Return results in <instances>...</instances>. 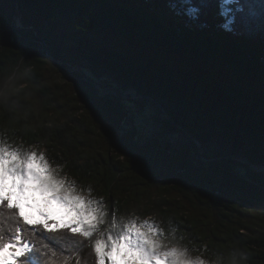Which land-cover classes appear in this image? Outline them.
Here are the masks:
<instances>
[{
  "label": "trees",
  "instance_id": "16d2710c",
  "mask_svg": "<svg viewBox=\"0 0 264 264\" xmlns=\"http://www.w3.org/2000/svg\"><path fill=\"white\" fill-rule=\"evenodd\" d=\"M5 2L14 9L0 4V137L43 152L62 178L102 199L104 232L115 230V209L117 223L152 221L162 243L189 256L264 264V173L234 158L201 162L195 142L194 153L161 145L163 135L141 144L123 100L95 88L110 79L157 99L167 133L181 132L177 124L194 135L206 160L264 166V0H246L233 31L222 27V7L232 6L221 0H201L194 20L177 14L180 0ZM80 262L97 264L94 252Z\"/></svg>",
  "mask_w": 264,
  "mask_h": 264
},
{
  "label": "snow or ice",
  "instance_id": "6c2138e0",
  "mask_svg": "<svg viewBox=\"0 0 264 264\" xmlns=\"http://www.w3.org/2000/svg\"><path fill=\"white\" fill-rule=\"evenodd\" d=\"M180 2L186 7L178 15L199 18L201 0ZM221 4L232 6L226 11L222 7L220 14L226 17L222 27L233 31L244 18L246 0H221ZM36 193L41 197L51 193L50 199L74 218L53 219L38 207ZM108 215L102 199L79 194L75 183L61 178L43 153L0 137V264H69L72 256L63 255L68 251L65 245H71L76 264H81L86 248L94 252L97 264H205L200 257H190L187 248L162 243L163 229L152 221L134 217L117 223L115 209L111 220L115 230L102 231L100 225Z\"/></svg>",
  "mask_w": 264,
  "mask_h": 264
},
{
  "label": "rangeland",
  "instance_id": "374dc122",
  "mask_svg": "<svg viewBox=\"0 0 264 264\" xmlns=\"http://www.w3.org/2000/svg\"><path fill=\"white\" fill-rule=\"evenodd\" d=\"M5 1L6 0H0V4L1 3L5 4V7H7V10L12 12L14 9L13 3L12 5H10L9 3H6ZM16 9L18 11V8ZM19 17L20 16L18 15V18L16 20V28L21 29L23 28V25H21ZM77 69L78 67H76L75 70ZM95 88L98 91L99 95H103V96L108 95L110 97H116L120 100H123V102L127 106L126 109H129L128 111L129 122L127 125L137 135V139L139 140L141 144L149 142L151 139H153L154 137H157L158 135H163L162 137H160V139L158 138L161 142V145H166V143L168 142V143H171L172 146H176V147L182 146V147L188 148L191 151V153L192 152L194 153V149L192 145L193 140H191L182 131L174 132V133H167L164 127L165 126L164 122H163L164 119H166L164 113L162 112V110H160V108H158L154 104H151V102H149L145 98L138 96L134 91L128 90L123 93V91L119 89V85L115 84V82H113L110 79L101 80V82H98L97 84H95ZM198 144H199L198 141H196L197 146ZM204 152H205V148L203 147L201 151L202 158H199L198 153L196 156V158L201 162L205 161V158L203 157ZM253 167L256 170L264 169V166L253 165ZM56 171H57V174L61 177L60 170H56ZM256 173H259V172H256ZM75 186L79 194L88 196L92 199H97L94 195H88L85 192L81 191L80 190L81 186H79L78 184H76ZM50 197H51V193H46L43 197H41L39 193H36L37 201H39L38 207L48 212L53 219L63 218L65 220H72L74 218L75 216L74 213H72L71 215H68L64 206L60 205L57 201L51 200ZM107 206L108 205L104 203V207L106 208ZM33 215L34 216L36 215L35 211L33 212ZM190 257L192 258L200 257L203 260L209 261V264H211V262L214 261L213 258H211V255L196 254Z\"/></svg>",
  "mask_w": 264,
  "mask_h": 264
},
{
  "label": "water",
  "instance_id": "95a60500",
  "mask_svg": "<svg viewBox=\"0 0 264 264\" xmlns=\"http://www.w3.org/2000/svg\"><path fill=\"white\" fill-rule=\"evenodd\" d=\"M17 8H18V15L20 16V17H19V18H20V23H21V25H23L24 23H23V20L21 19V11H20V9H19V1H17ZM115 84H117V83H115ZM127 91H128V90H127ZM129 91H134L138 96L143 97V98H145L146 100L150 101L152 104H154L155 106H157L158 108H160V110H162V112L164 113L166 119L171 120L169 114L167 113V111L164 109V107L162 106V104H161L157 99H155V98H153V97H151V96H149V95H141V94L137 93V92H136L135 90H133V89H130ZM124 92H126V91H123V93H124ZM176 126H177L182 132H184V133H185V134H186L191 140H193V142L195 141V143H196L197 140H196V138H195L194 135H192L191 133L187 132L185 129L181 128L179 125L176 124ZM198 143H199V142H198ZM198 146H199V152H198V154H199V158H202V157H201V151H202V149H203V145H202V143H199ZM231 158L237 159V160L241 161L242 163L247 164V165L251 168V170H253V171H255V172L264 173V169H260V170H256V169H254L253 164H252L248 159H246V158H244V157H241V156H225V157H221V158L216 159V160H206V159H205V161H209V162H219V161H223V160L231 159Z\"/></svg>",
  "mask_w": 264,
  "mask_h": 264
},
{
  "label": "clouds",
  "instance_id": "9594fccd",
  "mask_svg": "<svg viewBox=\"0 0 264 264\" xmlns=\"http://www.w3.org/2000/svg\"><path fill=\"white\" fill-rule=\"evenodd\" d=\"M205 261V264H209V261L207 260H204ZM211 264H220L219 260H216V261H212ZM232 264H237V262L235 260H233Z\"/></svg>",
  "mask_w": 264,
  "mask_h": 264
}]
</instances>
